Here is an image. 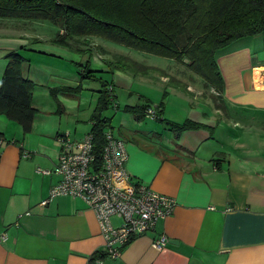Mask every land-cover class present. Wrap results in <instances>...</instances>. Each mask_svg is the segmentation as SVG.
<instances>
[{"label":"crops","instance_id":"1","mask_svg":"<svg viewBox=\"0 0 264 264\" xmlns=\"http://www.w3.org/2000/svg\"><path fill=\"white\" fill-rule=\"evenodd\" d=\"M99 40L95 50L101 54ZM10 46V52L18 51ZM58 47L54 52L67 54ZM5 52L0 46V60ZM216 57L224 81L222 108L201 78L197 86L172 81L168 99L161 101L163 112L157 109L161 102L149 98L125 105L151 104L165 120L179 125L190 120L200 129L178 135L156 118L136 120L122 113L119 101L111 105L117 120L105 131L125 142L131 179L174 199L177 206L120 256H106L101 264H264V132L256 134L262 138L256 142L255 129L238 131L243 124L264 123V33ZM22 74L44 88L78 87L68 79L43 81L31 74L30 64L22 65ZM109 75L114 91L118 86L134 89L132 75L117 70ZM33 104L36 108L34 99ZM252 113L258 114L255 120ZM46 117L37 113L32 132L24 135L18 123L0 115V236H6L0 242V264H90L95 254H106L99 221L84 200L59 196L41 205L61 181L58 135L64 132L61 119ZM90 123L76 139L91 132ZM112 223L119 227L123 221L112 217ZM163 236L167 244L157 250L153 243Z\"/></svg>","mask_w":264,"mask_h":264},{"label":"trees","instance_id":"2","mask_svg":"<svg viewBox=\"0 0 264 264\" xmlns=\"http://www.w3.org/2000/svg\"><path fill=\"white\" fill-rule=\"evenodd\" d=\"M0 19L55 24L59 31L53 42L72 51L96 49L94 41L104 39L142 53L188 60V68L203 79L207 93L212 91L217 103L222 99L224 81L216 55L242 39L264 33V0H0ZM100 53L109 54L102 48ZM6 59L8 65L0 85V115L18 123L27 135L32 132L38 113L33 104L35 85L22 74L27 60L19 50L9 52ZM107 64L112 73L117 70L146 76L150 72L148 67L122 55H115ZM94 72L90 61L81 68L83 79L97 80ZM102 83L106 88L101 91L89 133L93 136V154L98 159L108 144L107 133H112L105 131L112 119L104 117L102 111L113 105L116 98L112 84ZM64 89L78 93L81 86ZM220 102L217 107L222 108L223 101ZM150 105L125 107L123 112L133 114L136 120L156 118L178 135L202 127L190 120L182 125L169 122ZM163 108L161 102L157 109L163 112ZM150 110L153 114H148ZM62 136L58 135L59 142ZM106 256L95 254L90 264L102 262Z\"/></svg>","mask_w":264,"mask_h":264},{"label":"rangeland","instance_id":"3","mask_svg":"<svg viewBox=\"0 0 264 264\" xmlns=\"http://www.w3.org/2000/svg\"><path fill=\"white\" fill-rule=\"evenodd\" d=\"M59 28L49 22L41 21H22V20H4L0 21V46L9 53L10 45L19 50L22 55L29 59L31 74L36 75L43 81L49 79L62 80L68 79L77 83L76 86H81L78 93L74 90L64 89L67 84H53L50 87H42L40 84L34 86L33 99L36 109L39 114L47 115V120L57 118L62 120L63 135L69 136L72 141H82L83 139L75 138L81 134V129L91 127V118L98 107L101 91L104 90L102 81H111V71L103 73V70L108 69L109 61H113L114 55H122L133 61H136L150 69L146 76H130L133 81L134 89L130 91L128 88L118 86L113 94L115 100L121 103L122 113L125 105L129 101L146 100L161 101L168 99V93L173 88L172 81L179 80L180 83L197 86L201 79L194 74L187 66L188 60L178 61L159 57L151 54L142 53L140 51L130 49L124 45L110 42L104 39L98 41L97 46L108 52V56L99 54L95 49H87L84 52L72 51L67 48H62L67 54L54 52V49L59 48L55 44L54 38L57 36ZM41 41V42H40ZM61 49V48H60ZM0 60V76L7 65V59ZM91 62L92 71L97 80L91 78L83 79L81 68ZM78 63L82 66L80 67ZM72 85V84H71ZM111 89V88H110ZM52 90H55L52 92ZM167 92V96L165 97ZM135 98V99H132ZM132 99V100H129ZM208 101L207 99H204ZM80 107V109H79ZM110 109L102 111L104 116L114 117L112 122L117 120L115 110ZM171 114V112H170ZM255 120L258 114L252 113ZM222 117V116H220ZM262 118V117H261ZM81 121V122H78ZM119 128V126H115ZM121 128V127H120ZM254 130L256 142L262 140L258 133L264 132L263 122H254L252 126L243 124L238 128L239 132ZM86 136V135H85Z\"/></svg>","mask_w":264,"mask_h":264},{"label":"built area","instance_id":"4","mask_svg":"<svg viewBox=\"0 0 264 264\" xmlns=\"http://www.w3.org/2000/svg\"><path fill=\"white\" fill-rule=\"evenodd\" d=\"M148 114H153V111ZM107 140L101 159H98L93 154L92 134L78 142L62 136V151L56 169L61 181L51 189L50 198L41 205L48 206L59 196L84 200L99 221L106 241V255L117 258L126 244L152 231L160 219L174 213L177 205L174 199L153 191L147 185L134 183L126 170V145L115 139L112 133H107ZM2 143L0 139V151ZM112 217L122 219L123 223L115 227ZM5 240L6 236H0V242ZM166 244L164 236L153 243L157 250H162Z\"/></svg>","mask_w":264,"mask_h":264},{"label":"water","instance_id":"5","mask_svg":"<svg viewBox=\"0 0 264 264\" xmlns=\"http://www.w3.org/2000/svg\"><path fill=\"white\" fill-rule=\"evenodd\" d=\"M172 244H177L178 242L171 241Z\"/></svg>","mask_w":264,"mask_h":264}]
</instances>
